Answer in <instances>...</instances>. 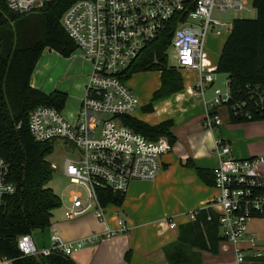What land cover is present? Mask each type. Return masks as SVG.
I'll list each match as a JSON object with an SVG mask.
<instances>
[{
    "label": "built area",
    "instance_id": "2783aa9c",
    "mask_svg": "<svg viewBox=\"0 0 264 264\" xmlns=\"http://www.w3.org/2000/svg\"><path fill=\"white\" fill-rule=\"evenodd\" d=\"M47 0H4L17 13H29ZM248 0H77L63 14L61 23L76 44L71 56L88 60L92 66L85 84V94L75 121L69 120L52 105H38L28 112V128L38 142L63 139L75 148L73 156L63 162V174L75 185L68 193L70 217L92 212L106 223L104 232L73 240L52 237L48 247H39L30 233L18 238L20 251L27 256L53 252L72 255L87 243L127 232L126 220L119 217L117 227L106 220L107 205L102 203V189L126 194L133 181H152L162 169L164 155L174 144L166 136L147 138L126 123L125 117H137L141 108L136 92L125 79L127 69L147 46L170 35L168 50L173 48L178 70L196 73L195 94H204L214 85L217 63L206 46L210 32L225 34L228 21L215 15L230 10H245ZM230 33V32H227ZM158 58L154 59L157 63ZM205 127L213 129L223 123L218 108L227 114L252 118L264 109V85L250 89L246 98H234L227 91L214 90L205 101ZM212 154L214 186L218 189L213 204L217 209L220 235L234 245L237 264H245L248 253L242 242L247 234L255 249L254 257L264 252L255 244V233H248L249 221L264 217V156L238 158L232 146L217 139ZM53 168L57 166L52 164ZM16 192L10 179V164L0 149V210L6 198ZM199 210L189 212L196 219ZM213 219V214L207 216ZM176 227V222H170ZM5 264L11 260L2 259Z\"/></svg>",
    "mask_w": 264,
    "mask_h": 264
},
{
    "label": "trees",
    "instance_id": "16d2710c",
    "mask_svg": "<svg viewBox=\"0 0 264 264\" xmlns=\"http://www.w3.org/2000/svg\"><path fill=\"white\" fill-rule=\"evenodd\" d=\"M77 0H47L29 13L11 11L0 0V149L10 164V179L16 192L6 198L0 210V258L12 264H78L71 256L58 252L49 255L27 256L18 247L22 234L45 229L52 223L53 211L63 204L62 198L48 184L54 168L47 161L53 151L51 142L36 141L28 128V112L38 105H52L63 109L68 94L61 90L46 93L31 86V77L46 48L70 57L76 44L61 23L66 10ZM257 10L256 18H236L222 48L217 71L228 74V87L234 98H246L250 89L264 85V0H252ZM170 35L155 41L127 69L125 79L143 71H160L161 85L154 91L152 100L143 109L152 112L154 103L184 89L183 75L168 66L166 51ZM158 62L154 63V59ZM231 123L264 120V109L255 111L252 118H240L229 114ZM125 121L147 138L157 140L166 136L172 144L174 122L162 121L150 124L137 117H125ZM194 167L208 185L214 184L211 170L198 167L192 160L186 163ZM102 203L121 206L125 194L102 189ZM201 209L195 221L184 225L206 226L209 243L202 248L218 251L223 241L218 217ZM263 217V216H260ZM180 228L181 235L185 229ZM129 258V254H126ZM171 263L181 264L184 259ZM252 264H264V257Z\"/></svg>",
    "mask_w": 264,
    "mask_h": 264
},
{
    "label": "crops",
    "instance_id": "0c3cea01",
    "mask_svg": "<svg viewBox=\"0 0 264 264\" xmlns=\"http://www.w3.org/2000/svg\"><path fill=\"white\" fill-rule=\"evenodd\" d=\"M229 34L224 36L226 39L222 48ZM46 50L53 49L48 47L44 51ZM219 58L215 61L217 64ZM70 66V74L78 79L81 75L77 66L74 62ZM193 73L195 72L188 74V82L184 79L183 90L155 102L152 112L143 109L148 103L141 104L144 115L140 114V118H137L153 125L166 120L174 122L173 133L176 141L173 150L164 155L162 169L154 180L136 181L142 182L146 187L135 190L126 200L128 188L121 206L107 205V224L115 228L118 218L122 217L126 220L129 230L87 243L70 255L78 264H174L170 262V257L174 261L184 259L185 262L181 264H237L234 245L223 240L219 243L217 252L202 248L201 245L209 243L206 226H184L196 220L190 219L191 211L208 209L214 214L217 213V209L211 205L219 192L214 185L206 184L196 169L186 163L192 160L196 166L213 172L217 160L212 150L217 139L229 143L235 157L264 156V120L229 123L230 119H227L230 125L224 127V114L220 126L213 129L205 127V101L211 100L212 97L207 99L206 92L195 94ZM160 85L161 78L158 88ZM31 86L46 93L63 91L60 82L49 89L35 81L31 82ZM217 112L221 115L222 108H218ZM69 218L52 220L47 228L33 230L31 235L36 244L39 247H48L54 235L64 240H73L87 237L93 232H104L106 229V223L100 222L92 212ZM171 221L176 222L177 226L171 227ZM182 226L188 227L183 235L180 230ZM248 233H255L251 224ZM242 246L249 254L245 264H252L255 259L264 257L253 256L255 249L250 250L252 242L248 238L243 240ZM126 254H129L130 259L126 258ZM0 264H5L1 258Z\"/></svg>",
    "mask_w": 264,
    "mask_h": 264
},
{
    "label": "rangeland",
    "instance_id": "374dc122",
    "mask_svg": "<svg viewBox=\"0 0 264 264\" xmlns=\"http://www.w3.org/2000/svg\"><path fill=\"white\" fill-rule=\"evenodd\" d=\"M249 3L246 5L245 10H230L228 12L220 13L215 11V15L221 19L228 21L227 28L225 29V34L218 35L216 30L209 33L207 39V48L210 58L215 62L220 56L222 50V44L225 41L224 37L227 32H230L232 23L236 18H256L257 10L253 6L252 0H248ZM220 37H223L222 39ZM169 55V65H177V60L174 57V50L170 48L168 50ZM66 57L61 55L56 50L44 51L41 55L37 69L32 75L31 82L35 81L38 85L44 88H51L52 86L61 83L63 91L68 94L66 104L63 108L64 115L69 119L75 121L77 114L81 105V98L85 94V84L87 82L88 73L91 71L92 66L88 60H83L81 57ZM72 62L77 66V71L81 75L76 79L73 78L72 74L69 72L70 65ZM70 66V67H69ZM191 72L182 71L183 78L186 82L189 81L188 74ZM215 78V85L210 86L206 90V97L210 99L214 95V90L220 88L222 91L228 90V74L215 71L213 74ZM196 74L193 73V81H196ZM63 83V84H62ZM160 83V71H143L134 74L130 79L127 80L128 86H130L137 94L140 99L141 104L149 103L152 100L153 92L158 88ZM223 112L221 116L225 114L224 127L229 126L227 119V109L222 107ZM139 112V113H138ZM140 114H143L141 108L137 110L135 116L140 118ZM144 115V114H143ZM219 130V128H217ZM219 132V131H218ZM75 153V148L70 143L63 139H56L53 142V151L47 156V161L51 164H55L57 168L54 170V175L48 186L52 187L54 191L62 198V206L59 209L53 211V221L66 220L69 218L70 203L68 201L69 191L75 187V185L70 183V180L63 174V162L66 157L73 156ZM146 187L142 182L134 181L127 192L126 200L130 198V195L137 189ZM110 207V206H109ZM108 207V209H109ZM91 213V212H87ZM108 214V213H107ZM251 224L253 231L255 232V244L258 249L264 252V217H254L252 218L248 225ZM249 234L243 238H248ZM254 251L253 249H250ZM249 251V250H248Z\"/></svg>",
    "mask_w": 264,
    "mask_h": 264
}]
</instances>
